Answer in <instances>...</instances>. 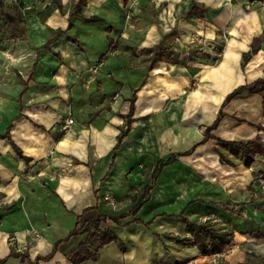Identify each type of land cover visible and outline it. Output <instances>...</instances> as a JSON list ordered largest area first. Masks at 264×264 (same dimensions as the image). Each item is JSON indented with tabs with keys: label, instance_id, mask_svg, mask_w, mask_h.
I'll return each mask as SVG.
<instances>
[{
	"label": "crops",
	"instance_id": "obj_1",
	"mask_svg": "<svg viewBox=\"0 0 264 264\" xmlns=\"http://www.w3.org/2000/svg\"><path fill=\"white\" fill-rule=\"evenodd\" d=\"M78 2L38 0L30 9L0 2V135L8 130L0 137V264H72L67 256L86 240L68 237L76 222L126 214L149 187L136 218L153 222L107 221L125 250L110 243L82 264H241L264 256V157L246 167L239 158L221 162L216 151V139L264 140L261 96L226 100L264 76V0ZM192 3L191 17L182 16ZM212 43L223 47L218 61ZM158 44L171 58L148 68L142 51ZM133 95V121L113 158ZM68 115L74 123L63 130ZM171 156L152 183L158 162ZM180 214L230 227L232 241L202 255L163 238L190 236ZM56 243L52 257L40 259Z\"/></svg>",
	"mask_w": 264,
	"mask_h": 264
},
{
	"label": "trees",
	"instance_id": "obj_2",
	"mask_svg": "<svg viewBox=\"0 0 264 264\" xmlns=\"http://www.w3.org/2000/svg\"><path fill=\"white\" fill-rule=\"evenodd\" d=\"M86 0H79L78 6L83 5ZM195 4H191L189 9L182 14L184 17H191L192 12L195 10ZM92 20H99L98 18H92ZM109 48L110 50L113 48L114 41L109 37ZM260 39H255L251 46L250 50L243 55V64H245L248 59L255 54L259 49ZM169 47L164 46L163 44H158L148 49H144L142 51V59L144 62L147 63L148 68H152L154 64L158 61H167L171 58V54L169 52ZM243 92H248L251 94H258L261 96L263 100V107H264V76L262 78L257 79L256 81L242 85L231 92L227 97L226 100L228 101L232 97L239 95ZM134 103H135V95L130 100V109L128 114L126 115V125L120 130V133L117 137V144L114 149L113 158H115L117 150L120 148L121 141L124 137L128 134L130 130V126L132 123V115L134 112ZM219 121V117L215 120L212 126L208 127V131L206 133V138L209 136V131L214 129ZM258 129L261 130L262 127L258 126ZM8 130L0 137H7ZM218 143V148L216 149L219 159L223 163L233 164V158H239L242 163L246 167H250V165L254 162L256 156L264 157V140H262L259 136L253 139L247 140H238V141H224L221 139H216ZM17 149V148H16ZM18 150V149H17ZM18 155L24 158L20 151H17ZM25 159V158H24ZM176 159V156L169 157L166 161H159L156 169L153 173L152 183L154 182L158 172L166 165L172 163ZM149 188L145 189V194L138 200V202L132 207V209L126 213L121 214L119 216H107L104 214H99L96 219H90L85 221L79 228V222H76L75 227L69 232L68 237H71L75 234H85L86 240L79 244L70 254L67 256V259L72 264H82L83 262L91 259V260H98L99 258V251L104 246L114 243L118 246L121 252L125 250L124 243L116 236L108 227L107 221H111L117 225H122L121 220L125 219L128 216L134 217L135 223L144 224L146 226L150 225L154 218L148 222L144 223L138 218H136L138 211L141 209L144 202L148 200V191ZM250 189V187H249ZM132 190V189H130ZM215 206L229 211L231 213H235V206L230 204H215ZM89 209H86V211ZM180 220L186 225L187 231L190 236H179L170 233H164L161 236L165 239L174 241L177 245L180 246H188V247H197L202 255H210L216 254L221 251V248L224 245L229 244L233 238V231L230 227L219 223V222H212L211 220H205L203 222L200 221H190L187 218L183 217L181 214L178 215ZM255 236V235H254ZM257 236V234H256ZM57 244H55L53 251L48 255L40 259H50L57 248ZM254 255V254H253ZM254 259L259 260V264H264V256H253ZM249 257L246 259L244 263L241 264H248ZM219 264H225L224 262H219Z\"/></svg>",
	"mask_w": 264,
	"mask_h": 264
},
{
	"label": "built area",
	"instance_id": "obj_3",
	"mask_svg": "<svg viewBox=\"0 0 264 264\" xmlns=\"http://www.w3.org/2000/svg\"><path fill=\"white\" fill-rule=\"evenodd\" d=\"M1 1L12 2L18 6L23 7V9H30L34 5V3H36L38 0H0V2ZM207 46L210 47V49L212 50L213 55L215 57L214 60L215 61L220 60L223 54V47L217 43H212ZM73 123H74V119L72 118L71 115H68L66 119L64 120L62 129L63 130L67 129Z\"/></svg>",
	"mask_w": 264,
	"mask_h": 264
},
{
	"label": "rangeland",
	"instance_id": "obj_4",
	"mask_svg": "<svg viewBox=\"0 0 264 264\" xmlns=\"http://www.w3.org/2000/svg\"><path fill=\"white\" fill-rule=\"evenodd\" d=\"M253 254H249V263L248 264H259V260L254 259Z\"/></svg>",
	"mask_w": 264,
	"mask_h": 264
}]
</instances>
